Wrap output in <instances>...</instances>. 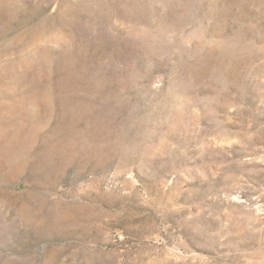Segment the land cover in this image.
<instances>
[{
	"label": "rangeland",
	"instance_id": "rangeland-1",
	"mask_svg": "<svg viewBox=\"0 0 264 264\" xmlns=\"http://www.w3.org/2000/svg\"><path fill=\"white\" fill-rule=\"evenodd\" d=\"M0 264H264V0H0Z\"/></svg>",
	"mask_w": 264,
	"mask_h": 264
}]
</instances>
